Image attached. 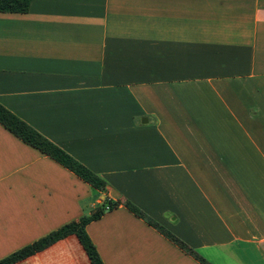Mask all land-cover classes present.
Returning <instances> with one entry per match:
<instances>
[{"label":"crops","instance_id":"obj_1","mask_svg":"<svg viewBox=\"0 0 264 264\" xmlns=\"http://www.w3.org/2000/svg\"><path fill=\"white\" fill-rule=\"evenodd\" d=\"M0 260L86 227L104 264H264V0H31L0 12ZM16 264H91L75 235Z\"/></svg>","mask_w":264,"mask_h":264},{"label":"trees","instance_id":"obj_2","mask_svg":"<svg viewBox=\"0 0 264 264\" xmlns=\"http://www.w3.org/2000/svg\"><path fill=\"white\" fill-rule=\"evenodd\" d=\"M31 0H0V12H13V13H25L28 11ZM0 123L14 133L24 142L30 144L31 146L40 150L43 154L54 159L64 167L68 168L70 171L74 172L82 180L89 183L94 188L100 189L106 185V182L86 166L81 164L59 146H57L52 141L48 140L32 126L18 118L8 109H6L2 104H0ZM126 206L133 211L137 216L145 218L150 224L158 228L163 232L168 238L178 244L182 249L196 258L202 264H211L196 251L188 247L184 242L178 239L173 234L165 231L159 224L148 219L147 216L136 206L127 202ZM105 207L98 208L90 216H85L78 221H73L63 227L53 231L52 233L40 238L34 243L12 253L8 257L0 260V264H16L20 261L27 259L28 257L42 252L50 246L54 245L58 241L67 238L68 236L75 235L82 247L84 248L86 254L88 255L91 264H104L100 255L90 239L86 227L92 221L99 219L104 212Z\"/></svg>","mask_w":264,"mask_h":264},{"label":"built area","instance_id":"obj_3","mask_svg":"<svg viewBox=\"0 0 264 264\" xmlns=\"http://www.w3.org/2000/svg\"><path fill=\"white\" fill-rule=\"evenodd\" d=\"M111 209V206L110 205H107L106 206V210L108 211V210H110Z\"/></svg>","mask_w":264,"mask_h":264}]
</instances>
